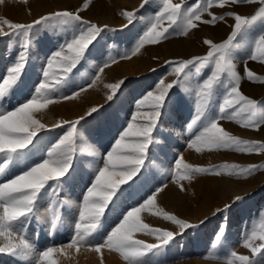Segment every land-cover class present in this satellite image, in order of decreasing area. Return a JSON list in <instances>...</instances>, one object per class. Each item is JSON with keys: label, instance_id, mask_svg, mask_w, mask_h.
<instances>
[{"label": "snow or ice", "instance_id": "snow-or-ice-1", "mask_svg": "<svg viewBox=\"0 0 264 264\" xmlns=\"http://www.w3.org/2000/svg\"><path fill=\"white\" fill-rule=\"evenodd\" d=\"M4 3L5 0H0V4ZM91 3L92 0H84L75 12L54 11L31 23H14L0 18V24L10 29L4 31L0 27V37L17 38L20 46L18 54L0 76V238L5 240L0 244V254L29 264H58L53 257L57 253L64 254L65 247L75 248L77 252L84 247L96 253L107 249L118 253L126 264H145V257L167 246L177 233L153 226L142 214L168 221L181 232L196 226L158 204L159 194L168 187L165 183L150 189V194L141 197L135 204L125 205L118 212L114 226L105 228L107 211H113L127 191L123 186L131 188L138 182L142 183L141 178H147L145 173L151 163V146L156 143L161 116L173 102L175 90L183 86L192 69L197 73L203 69H208V72L195 85V113L187 124V131L192 134L187 147L196 153L229 150L246 155L264 154V142L241 139L226 131L220 123L232 121L241 128L256 131L264 126V100L250 98L241 90L244 80L264 84V75H257L248 67L249 61L264 63V0H196L191 5H187L185 0L180 3L159 0L158 5L157 0H142L138 9H125L119 13L127 21L122 27L127 28L137 22L140 9L156 5L155 14L141 29L142 34H138L133 45L117 56L109 55L107 59L103 49H98L96 59L99 63L87 88L80 86L77 91L64 94L60 89L72 81L73 70L93 55L102 33L114 30L107 24L100 25L80 15ZM253 3L259 7L251 15L235 11L216 15L210 11L213 7L223 9ZM205 15L210 18L205 19ZM229 17L234 21L230 34L221 42L203 39L202 43L208 49L204 55L165 61L170 69L169 75L175 78L167 83L165 78H161L137 102L138 111L132 113L119 137L109 149H105L106 155L95 161L92 172L81 174L82 169L78 171L77 168L80 157L99 155L96 147L84 140L81 122L97 113L99 106L88 108L84 115L76 119L59 120L53 124L52 128H59L61 134L45 156V138L39 134L47 130L48 125L37 118L38 113L60 101L78 98L81 92L96 84L105 69L118 60L131 59L146 45L160 44L172 36H188L191 30L201 25L215 26L218 22H226ZM257 25L259 34L252 40L241 74L233 59V49ZM57 26H67L63 42L58 43L57 50L47 57L42 79L29 89L27 96L18 98L15 105L11 104L14 94L26 87L23 76L30 60L33 38L41 28ZM126 79L105 84L111 90V94L106 96L108 101L118 98ZM217 97H220L218 105ZM5 101L8 103L5 104ZM141 108L147 110L141 112ZM22 156H28V162L17 161L16 158ZM260 169H264V164L194 165L186 163L181 156L171 170L170 180L184 192L183 182H191L198 175L247 178ZM78 179L84 184L82 202H78L80 197L76 200L59 199L65 189L75 187ZM50 197L54 198L48 208L53 213L52 227L55 228L61 219L60 209L63 208L66 214L73 216V235L67 245H45L38 250L26 234V226L41 203ZM242 198L236 195L233 203ZM231 207V204H225L218 211L227 212ZM138 235L152 237L157 242L149 243L137 238ZM223 237L224 230L221 228L215 237L216 243ZM256 241L259 243L256 244ZM242 246L251 252V257L231 250L225 257V264H264V212L253 222Z\"/></svg>", "mask_w": 264, "mask_h": 264}, {"label": "rangeland", "instance_id": "rangeland-1", "mask_svg": "<svg viewBox=\"0 0 264 264\" xmlns=\"http://www.w3.org/2000/svg\"><path fill=\"white\" fill-rule=\"evenodd\" d=\"M173 2L180 3L181 0H173ZM185 2L187 5H191L195 3L196 0H185ZM83 3L84 0H27V2H24V0H5L4 4H0V18L7 19L14 23H31L39 17L54 11L70 10L75 12L76 9L79 8ZM141 3L142 0H92L90 7L86 11H82L80 13L84 19L90 20L100 25L107 24L110 29L114 30L105 31L102 33V38L100 39L99 44L96 45V49H93V55L89 56L86 62H82L81 65H78L77 69L73 70L72 81L67 86L60 89L62 93L71 94V92L77 91L80 86L87 88V84L93 78L96 72V66L99 63V61L96 59L98 49H103L104 58L107 59L109 55L117 56L133 45L135 39L138 37V34H142L141 29L148 23L149 18L155 14L156 5L153 7L146 5L144 9H140L137 22L133 25H129L127 28L122 27L127 23V21L119 13L125 9H138ZM158 3L159 0H157V5ZM258 7L259 5L257 3L241 4L233 5L223 9L219 7H213L210 11L216 15H224L228 11H235L240 14L251 15L254 14ZM204 18L209 19L210 17L205 15ZM139 22L140 26L138 29H130ZM233 23L234 21L229 17L227 18L226 22H218L215 26L201 25L198 29L191 30L188 36H172L169 39L162 41L160 44L146 45L139 54L133 56L131 59L118 60L117 63L105 69V72L100 75V79L97 80L96 84L92 88H88L87 91L81 92L77 99L60 101L56 104L50 105L48 109L44 111L58 113L60 111L76 110V112L79 113V117L84 115L88 108L92 106H99V111L97 113L92 114V116L81 122L82 126L84 127L88 124H92L93 133H97L102 127L101 123L103 125L106 120H109V118L106 116V113L111 111V106H113V103H110V101L106 99V96L111 94V90L106 88L105 84L116 83L125 77L127 78L124 83L125 87L132 80L139 83L142 82L140 90L141 94L139 95L140 98H138L143 99V96L146 94V92L152 90L161 78H165L166 83L171 82V80L175 78L174 76L169 75L170 69L165 64V61L190 58L193 55H204L208 49L206 45H203L202 40L205 38H210L214 42H221L227 37L228 34H230L231 25ZM0 27H3L4 31H10L6 25L0 24ZM66 27L67 26L41 28L39 33L33 38L30 60L23 76L24 82L27 83V88L21 95L20 99L27 96L29 89L34 85H38L42 79V70L46 66V59L51 55L52 52L57 50L58 43L63 42V36ZM258 34L259 25L250 30L249 34L245 38L240 39L238 46L233 49V59L237 65L238 71H240L241 74H243L244 61L251 47L252 40ZM4 47H6L5 50H3ZM19 51L20 46L19 40L17 38L7 36L0 37V54L3 53L4 57H2L0 68L3 73H5L6 67L9 66V64L14 60ZM248 67L251 68L257 75H264V63L249 61ZM153 69H155V71H153ZM207 72L208 69H203L200 73H197L195 69H192L188 79L184 81L183 86L175 90L172 98V104H174L173 108L179 111L177 121H180L182 131L187 130V124L190 123L195 113V85L203 75L207 74ZM3 73L0 74V76L3 75ZM241 90L250 98L264 100V84L259 82L252 83L244 80L242 81ZM185 99H187V102L183 103ZM15 101L17 102V100H14L12 97L11 104L15 105ZM219 102L220 97H217L216 104L218 105ZM7 103L8 102L5 101V104ZM130 106V112L126 113L127 115L124 114L125 120L121 123V131H123V129L127 126L129 115H132V111L137 107V105ZM44 111L37 114V118H40L42 123V114ZM75 118L77 117L64 120H73ZM220 123L226 131L241 139L264 142V126H262L259 131H256L241 128L238 124L232 121H220ZM53 124L48 125L47 130L42 131L39 135L41 136L50 134L52 135L51 139H55V137L58 138V135L61 134V130L59 128L53 129ZM181 135V139L178 136V138L173 142L172 146L175 148L174 150H176V152L173 154L171 159L172 162H170L171 164L163 176V179L158 182V186H161V184L163 185L165 183L168 184L166 189H171L176 186L171 182L170 175L171 170L175 166L176 160L181 156L184 157V161L186 163L202 166L221 165L224 163H235L240 165L264 164V154L246 155L229 150H218L212 152L205 150L202 153H196L194 150L187 147L189 141L188 137H190L192 134L187 131L186 134L183 133ZM115 139L116 135L106 134V139L103 141L104 147L102 150V156L104 154L106 155L105 149H109L110 145L114 143ZM47 149H49V147ZM152 150L153 148L151 146V151ZM90 169H86V172L90 173L93 171V169ZM82 171H84V168ZM183 183L185 189L189 191V204L191 206V210H188L183 204L176 210V212L168 210L165 205L167 202L162 198L160 199L159 197L158 204L165 208V210L176 214L179 218L188 220L190 223H192V218L189 217V214L191 213L193 216H195V218H199L201 220L198 222L194 221V223H192L193 225H196L195 227L183 230L181 232L179 228L172 225L168 221H164L163 219L156 217H150L146 215L147 213L142 214V216L146 218V221L153 226L173 230L177 233L174 240L167 246L161 247L159 251L151 253L145 257V264H157V258H159V255H161L159 261L165 260L161 259L162 254L164 253L167 255L166 259L169 258L167 261L170 260L168 262H171L172 264H176L178 261H181L184 264H196L197 261H216L225 264V257L231 250H235L239 254H244L251 257V252L242 245L251 231L253 222L257 221L260 214L264 212V194L258 198L259 200L255 203V206L252 209L247 211V213H245L243 216H239V218L236 220V225L238 228L234 234V237L230 241L227 240L229 231L224 226V237L219 243H216L215 241L216 235L222 228L218 225L221 223H226L225 219H223L220 215L222 211H218V209L222 210L225 204H231L232 207L225 213H229L232 210L239 212V209L242 207L243 203L252 201V192L249 188H264V169L257 170L247 178L229 177L227 175H222L219 177L211 175H198L193 181H185ZM80 184L81 187L79 189L78 197H80L79 201L82 202L81 190L84 188V184L81 181ZM136 185H133L131 188H127V186L123 187L127 189L126 192H130L132 194L135 191L134 189L136 188ZM150 189H152V186L149 188V190ZM149 190H145V195L150 193ZM263 192L261 191V194ZM135 193L139 196L131 195L129 197L133 201L132 205L135 204L136 201L140 200L141 197H143L141 192L135 191ZM62 194L59 199H62ZM236 195H240L243 198L240 201L233 203V199ZM52 199L54 198H49V204H51ZM121 201H123L122 198L117 202V207L113 211L106 210V229L114 226V223L117 222V214L120 209L124 207V205L121 204ZM209 211H212L215 215L204 216V214ZM60 224H62L61 231L64 235L62 243L67 245L70 241L71 234L73 235V230H71L70 227L66 225V221L64 220L62 214L61 219L56 225ZM33 226L37 227L35 216L31 219V221L28 222L26 226V234H28L30 228ZM257 230L259 231V229ZM208 232L212 234L214 239H212V237L210 241L206 242L204 240V236H206ZM190 235H194L196 238L194 242V246H196V248L185 251L183 252L184 254H182V252H180L179 244H184V246L186 245L189 247L190 245L187 241H189L188 237ZM137 238L144 239L149 243L157 242L154 238L147 236L144 237V235H138ZM255 243L258 244L259 241H256ZM183 249L185 250V247ZM8 257L9 256L7 254H0V263L15 264L12 263L11 259Z\"/></svg>", "mask_w": 264, "mask_h": 264}, {"label": "bare ground", "instance_id": "bare-ground-1", "mask_svg": "<svg viewBox=\"0 0 264 264\" xmlns=\"http://www.w3.org/2000/svg\"><path fill=\"white\" fill-rule=\"evenodd\" d=\"M139 26H140V22L130 29L131 30L136 29V28L138 29ZM5 49L6 47L3 48V50ZM2 57H3V53L0 54V66H1ZM2 73L3 71L0 68V74ZM141 83L132 80L128 83L126 87L124 85L122 86V91L119 92L118 98L114 99L113 101H110V103H113V106H111L112 110L106 113V116L107 118H109V120H106L103 125L101 123L102 127L100 126L101 127L100 129L98 126L99 130L98 132L96 131L97 133H93L92 124H88L87 126L85 127L83 126L81 128V132L83 133L84 140L89 144H93L99 153V155L96 157H88V156L80 157L79 163L77 164V168H78V171L84 168V171H82L81 174H83V172H86V169L88 168L93 169L96 166L95 161L100 160L101 158L100 155L102 156V150L104 147L103 141H105L106 139V134L116 135V138L117 136L119 137V131L121 132V129H120L121 123L125 120L124 114L130 112V107H131L130 105L135 106L137 105V102L141 100L139 99L140 98L139 95L141 94L140 93L141 85H142ZM25 85L26 87L20 89L19 91H17V93L14 94L13 96L14 100L21 98V95L25 92L27 88L26 82H25ZM185 102H187V99H185L183 103ZM172 103L168 105V108L161 116V122L158 127L159 134L156 135V143L152 146L153 150L151 151V156H150L151 163L149 164V167L145 173L147 178L146 179L141 178L143 182L142 183L138 182L136 185V188L134 189L135 191L141 192L143 194L142 196H145V190H149L151 186H152V190H154L155 187H159L158 182L163 179V176L165 175L168 167L171 164L170 162H172L171 159L173 157V154L176 152V150H174L175 148L172 146L173 142L178 138V136L181 139V136H182L181 134L187 133V130L186 131L181 130L180 121H177L179 111L173 108L174 104ZM136 108L132 111L133 113L135 112V110L137 111ZM145 110L147 109L146 108L139 109V111L141 112ZM78 115L79 113L76 112V110L60 111L58 113L44 111V113L42 114V120H43V123H45L46 125H51L53 123H56L59 120H64V119H68L72 117L73 118L78 117ZM130 119H131V115H129L128 117V120ZM41 136L45 138L44 154L46 156V153L48 151L47 148L48 147L50 148L51 144L57 141V138L55 137V139L54 138L51 139L52 135L50 134H45ZM28 160H29L28 156L17 157V161H20V162H28ZM80 187H81V184H80V180L78 179L75 187H73L71 190L65 189L62 192L63 193L62 200H68V199L76 200V198L79 195ZM249 189L252 192V197H251L252 201L243 203L242 207L239 209L240 213L237 212L236 210H232L229 213H225V212L220 213L222 218L225 219L226 223L225 224L221 223L218 226H221L222 228L224 226L228 229L229 231L228 238H227L228 241H230L234 237V234L237 231L238 226L236 225V220L239 218V216H243L245 213H247V211L252 209L255 206V203L259 200L258 198L264 194L263 192L264 188L254 187V188H249ZM135 191L132 194L130 192H125V194L121 197L123 200L121 201V204L124 206L132 205L133 201L129 197L131 195H138L135 193ZM261 191L263 192L262 194H261ZM158 197L160 199L162 198L164 201L167 202V204L165 205L168 210L176 212V210L179 207H181L182 204L185 205L188 210L189 209L191 210V206L189 204L190 203L189 191L187 189L186 191L181 192L179 188L175 186L171 189L169 188L165 189L164 192L159 194ZM49 206H50L49 201L41 203L35 215V221L37 223V227L35 226L31 227L27 234L30 241L34 243V245L36 246L38 250L42 249L45 245H55L57 247L64 245L62 243L63 237H64L61 231L62 224L56 225L55 228L52 227L53 213H51V211L48 210ZM65 207H67V205H65ZM60 213L63 215V218L66 221V225L69 226L71 230H73L74 229L73 216L71 214H66L63 208L60 209ZM207 215H215V214H213L212 211H209L204 214V216H207ZM189 217L192 218V223H194V221L198 222L201 220L199 218H195V216H193L192 213L189 214ZM204 237H205L204 240L208 242L211 240L213 236L211 233L208 232L206 236ZM212 239H214V237ZM188 240L189 241L187 242H189V245H190L189 247H187L186 245L184 246V244H179L180 252H182V254H184L183 252L185 251H189L190 249L196 248V246H194L195 244L194 242L196 240L195 236L190 235L188 237ZM3 243H5V240L3 238H0V244H3ZM184 247H185V250L183 249ZM63 252L64 254L57 253L53 257L54 259L58 261V264H126V262L119 256L118 253L108 251L107 249H102L101 253H96L95 251L89 250L84 247H81L79 252H77L75 248L65 247ZM8 256H9L8 258L11 259L12 263L29 264V262L27 261L15 259L10 255ZM160 256L161 255H159L158 257L160 258ZM166 256H167L166 253H164L162 254V257H161V259H165L166 261L165 260L159 261V258H157L158 263L156 261L155 262L157 264H170L171 262L170 263L168 262L170 260L167 261V259L169 258L166 259ZM176 264H184V263L181 261H178V263ZM196 264H224V263L216 262V261H208V262L197 261Z\"/></svg>", "mask_w": 264, "mask_h": 264}]
</instances>
